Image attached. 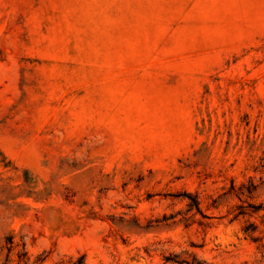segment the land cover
Listing matches in <instances>:
<instances>
[{"label":"rangeland","instance_id":"rangeland-1","mask_svg":"<svg viewBox=\"0 0 264 264\" xmlns=\"http://www.w3.org/2000/svg\"><path fill=\"white\" fill-rule=\"evenodd\" d=\"M0 264H264V0H0Z\"/></svg>","mask_w":264,"mask_h":264}]
</instances>
